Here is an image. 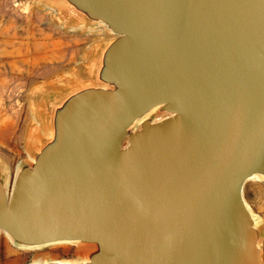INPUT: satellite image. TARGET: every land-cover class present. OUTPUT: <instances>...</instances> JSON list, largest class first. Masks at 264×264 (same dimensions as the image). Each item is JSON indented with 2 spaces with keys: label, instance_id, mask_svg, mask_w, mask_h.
<instances>
[{
  "label": "water",
  "instance_id": "water-1",
  "mask_svg": "<svg viewBox=\"0 0 264 264\" xmlns=\"http://www.w3.org/2000/svg\"><path fill=\"white\" fill-rule=\"evenodd\" d=\"M37 1L98 36L32 91L0 235L80 246L28 264H264V0Z\"/></svg>",
  "mask_w": 264,
  "mask_h": 264
},
{
  "label": "rangeland",
  "instance_id": "rangeland-1",
  "mask_svg": "<svg viewBox=\"0 0 264 264\" xmlns=\"http://www.w3.org/2000/svg\"><path fill=\"white\" fill-rule=\"evenodd\" d=\"M97 36L63 25L37 0H0V162L10 173L24 158L36 126L33 89L71 73ZM244 197L264 225V181H247ZM261 247L264 259V238ZM47 252L61 259L76 256L71 243L22 250L0 235V264H28L36 254Z\"/></svg>",
  "mask_w": 264,
  "mask_h": 264
},
{
  "label": "bare ground",
  "instance_id": "bare-ground-1",
  "mask_svg": "<svg viewBox=\"0 0 264 264\" xmlns=\"http://www.w3.org/2000/svg\"><path fill=\"white\" fill-rule=\"evenodd\" d=\"M96 33V32H95ZM254 180H262V179H254ZM18 248H21L22 250L23 249H29V250H37V249H39V248H41V247H37V248H23V247H18ZM8 250V249H7ZM79 250H80V246H76L75 247V251H77V252H79ZM7 252H10V251H7ZM6 253V252H5ZM10 254V253H9ZM5 256H6V254H4ZM14 257V256H13ZM6 258H8V257H6ZM11 259V258H10ZM9 260V259H8ZM7 260V261H8ZM15 260V259H14ZM12 262H13V259H12ZM7 263V262H6ZM5 263V264H6ZM16 263V262H15ZM4 264V263H3ZM13 264V263H12Z\"/></svg>",
  "mask_w": 264,
  "mask_h": 264
}]
</instances>
